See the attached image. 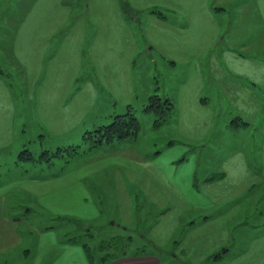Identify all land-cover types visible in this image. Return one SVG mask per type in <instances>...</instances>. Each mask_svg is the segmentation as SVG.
I'll use <instances>...</instances> for the list:
<instances>
[{"label":"crops","instance_id":"1","mask_svg":"<svg viewBox=\"0 0 264 264\" xmlns=\"http://www.w3.org/2000/svg\"><path fill=\"white\" fill-rule=\"evenodd\" d=\"M64 1L39 0L40 8L31 12L34 5L31 7V13L14 30L18 52L24 54L28 50L29 57V50L36 46L47 51L60 46L64 48L68 33L65 28L69 26L67 19L74 11ZM115 1L118 0H87V10L91 11L93 24L98 28H130L121 7L111 5ZM243 1L237 20L227 18L229 10L212 5V0H140L132 3L137 10L148 12L151 28L167 29V32L182 36V40L168 44V49L164 46V55L173 65L189 66L179 99L187 97L190 105L193 104L198 112H204L199 128L192 132L194 138L186 136L180 143L170 139L156 152L152 158L158 166L150 164L143 154L126 152L119 158L114 155L115 149L99 152L100 155L96 153L81 163L73 157L72 161H76H69L62 168L24 160L22 164L19 159L22 149L16 147L15 142L26 130L21 123L22 129L18 127L15 121L11 89L0 81V156L13 154V160L18 156L19 168L5 172L0 165V264H92L85 248L70 242L67 235L90 226L93 230L100 227L105 238L125 234L123 229L122 232L115 231L116 223L110 226L105 221L102 223L107 216L116 218L115 221L121 219V225L140 233L143 238L146 235L154 245L148 247L144 255L130 254L103 264H162L159 251L166 248L180 249L174 256L175 261L179 255L183 257L184 251L188 254L184 258L190 263L211 254L217 260L227 257L229 249L226 245L231 238L229 226L241 212V205L233 202L256 189L264 193V32L262 41L254 34L256 26L264 31V0ZM74 8L76 13L77 7ZM242 14L249 19L241 27ZM72 27L73 24L69 28ZM73 32L69 30L68 34ZM110 46H107L104 60L99 57V60L95 57L93 60L104 64L108 75L130 76V65L139 53L136 44L132 48L129 45L124 48L123 44L116 49ZM50 63L47 67L46 62L40 78L34 81L37 82L34 93L35 85H30L29 97L38 98L37 113L43 128L49 134L60 135L79 124L80 97L94 95L95 87L92 84L77 87L78 69L63 74L57 59L53 58ZM75 64L81 65L80 61ZM34 65L41 67V60L35 58ZM120 66H123L122 70ZM107 74L102 78L113 87ZM191 80L193 85L186 88V83ZM74 94V103L67 104L66 98H72ZM82 100L86 102L84 98ZM187 111L185 107L183 112ZM226 113L230 114L229 119L222 123L220 120ZM40 134L43 136L44 133ZM25 144L21 143L22 146ZM51 147L44 149H53ZM116 159L121 164L112 173L107 169L114 164L110 161ZM179 160L186 164L175 176ZM213 160L219 163L209 165ZM160 163L167 169V174L183 182L184 187L164 180L163 177L168 176L160 169ZM241 166L247 168L246 178L238 184L229 183L227 175ZM106 176L109 184V177H115L117 202L114 206L103 197L107 188L104 185ZM149 189L156 194L155 200L149 202L157 219L155 225L148 224V229L140 225L138 228V216L145 214L141 207L142 194L145 192L148 198ZM231 201V206L224 209ZM111 208H115L113 215L108 213ZM138 208L140 212H137ZM183 215L190 219L179 233ZM67 223L72 224L71 232ZM138 241L142 243V239ZM232 255L228 264H264V244L258 249L248 245Z\"/></svg>","mask_w":264,"mask_h":264},{"label":"rangeland","instance_id":"2","mask_svg":"<svg viewBox=\"0 0 264 264\" xmlns=\"http://www.w3.org/2000/svg\"><path fill=\"white\" fill-rule=\"evenodd\" d=\"M38 1L0 0V72H2V74L0 73V81L11 89L16 109L15 121L18 123V127H20L21 123L22 128L26 130L25 134L19 136L16 140V147H20L19 149L22 150L27 148L33 151L37 156H40L44 148H52L51 146H53V149H51L52 151L58 150L59 147H66L65 145H81V147L83 146L82 149H84L87 147L84 142V134L87 131L96 129L102 124L109 123L115 115L126 113L130 106L141 124L138 136L136 138L123 139L121 141L115 140L113 143H105L103 146H100V148L97 147L86 153L75 156L74 158L79 160V163L96 153L115 149L117 152H115L114 155H119V158L124 157L126 152L143 154L144 157L149 160L148 162H150V164H156L158 166V162L153 160L152 157H154L156 152L161 150L163 145H166L170 139H174L176 143H180L179 141H185L184 139H186V136L194 138L192 132H195V130L199 128L200 116L203 115L204 112L200 113L193 104L190 105L187 97H183V100H181V98L179 99V91L187 80V69L189 66L183 63L173 65L170 59L166 58L164 55V53L166 54L164 46L168 49L170 47L167 46L168 44H173V42L175 44L176 40H182V36L167 32V29L151 28V25L148 24L147 21L148 12L141 9L137 10L132 5V3H138L140 0H118L111 2V5H119L124 11L126 15L125 18L130 28H98L97 25L93 24V15L90 13L91 11L87 10V0H65V5L74 10L67 19V26H69L65 28V30H68V33L69 30H74V32L71 34L67 33V38L64 41L66 42L64 48L62 49V46H60L59 48H55V50L52 48L47 51L46 49H41L36 46L29 50L31 55L28 57V50L24 54L18 52L16 48L17 45L14 42V30L19 27L20 21L29 13L33 5L31 12H34L35 8H40L38 6L41 4L38 5ZM101 3L105 4L107 2ZM243 3V0H212V5L226 7L229 10V14L226 15L227 18L230 16V18L235 20L238 19L239 9H242L243 6L241 5ZM74 6L77 7L76 13ZM158 10L160 9L158 8ZM247 18L249 19L248 16L242 14L241 21H243V23L241 22L239 26L242 27V24L247 21ZM259 18L260 17H256V19ZM170 19H173V17L170 16ZM72 24L73 27L69 28ZM255 28L257 29L254 34L259 38V41H262L263 39L261 37L264 31L262 28H258V26ZM252 30L253 28H251V31ZM209 36H211V34ZM120 44H123L124 48L126 45L132 48L136 44L138 48L139 53L136 57L137 59H135V62L133 61L131 63L129 68L131 77H127V74L124 77L122 73L108 75L105 65L93 60V57L96 59L99 57L101 60H104L106 53H108L107 46L112 45L110 47L116 49ZM151 46L155 48L151 49ZM253 51H255V48H253ZM39 53L40 55H37ZM35 58L41 60V67H36L34 65ZM53 58L57 59L59 63L58 68H60L59 71L63 74L78 69L79 77L76 81L77 87L81 88L87 84H92L95 87L94 95L87 94L90 97L82 95L80 97L79 124H76L74 128L60 135L49 134L43 128L37 113L38 107L36 106V101L38 98L32 99L29 97V92L31 91L30 85H35L32 90L34 93L37 86V82L34 81L40 78L42 69H45L44 66L46 67V62L48 67L49 62L51 61L52 63ZM152 58H155V61H152ZM120 60L122 61V59ZM77 61H80V66L75 64ZM122 63L124 62L122 61ZM119 68L122 70L123 66ZM114 69L115 66L113 65L112 71ZM26 73L28 74V78ZM103 74H107L111 79L113 87H110L109 83L103 80ZM129 77L131 79L128 81ZM193 83V80H191L190 83H186V88L189 85H193ZM154 93H158L164 98L167 96L170 97V100L176 105L162 125L156 124L157 115L154 112L146 110L150 96ZM81 94L83 93L81 92ZM82 98H84L86 102H83ZM74 100L75 94L72 95V98H66V103L72 104ZM86 103H88V105H85ZM182 106H185L186 109L191 112H183L185 107ZM229 115L230 114L227 113L223 114L220 121L222 123L226 122L229 119ZM186 131L187 133H185ZM40 132L44 133L43 136ZM23 142L26 144L22 146L21 143ZM41 143H43L42 146ZM194 145H196V143H194ZM122 147L127 148H125L126 150L118 151ZM100 154L101 153L98 155ZM13 156V154L0 156V165H2L5 172L10 169H19L16 162L18 156H16L14 160L12 159ZM72 158L69 160L54 159L51 166H59L62 168L69 161H72ZM75 161L76 160H73L71 163ZM110 162L114 163L112 167L107 169L111 172L115 167L121 164L118 159L111 160ZM178 163L179 165L177 167V172H175V176L178 175L180 169L186 164V162L181 163L180 160ZM218 163V161L213 160V162L211 161V163L208 164L214 165ZM22 164H24L23 160ZM46 164L47 163H43V165ZM160 167L168 176L167 178L163 177L164 180L167 182H175L181 188L184 187L183 182H178L177 179L175 180V178L167 174V169L162 163H160ZM109 178L111 180L110 184L108 183L107 176L105 177L104 185L107 188L103 197L114 206V203L117 202V200H115L116 186L113 184L115 182V177L112 176ZM147 194L148 198L145 192L142 194L143 203L141 207H143L145 214H139V219L137 220V227L140 225L143 229H148V224L150 223L151 225H155L157 219L153 215L155 211H152L149 202V200H155L156 194L150 189L147 191ZM236 203L241 205V212L235 220L231 221L229 226L231 238L226 245L229 249L227 257L217 260L212 254L211 256H202L204 257L202 260L201 258H195L198 261L195 262L196 264H228L234 251L242 250L243 248L246 249L248 245H252V247L258 249L264 244V193H259L257 189L256 191H250L237 199L236 202H233V204ZM231 204L232 201L226 203L224 209H228ZM113 209L115 208L108 210V213L113 215L115 212ZM137 212H140V209L137 210ZM114 219L116 218L109 219V216H107L102 223L105 221L107 226L116 223L115 231L122 232V228L120 227L121 224L119 223L121 219L117 218V221ZM189 219V216H182L179 233H181L182 228H186V223ZM67 225L68 230L71 232L72 224L67 223ZM76 231L80 233L79 230ZM94 234L95 238L91 241L92 246L97 245L101 239L106 237L98 228L94 230ZM234 237H236L235 240H233ZM257 237L259 239H257ZM177 238H180V236H177ZM226 247L223 246L222 248L225 249ZM177 251H180V249L177 248ZM177 251L171 248L159 251L162 264H170L176 261L180 263L190 262L188 258H184L188 255L185 251L181 253L183 257L178 254V259L175 261L174 256L177 255ZM219 251H222V249ZM195 263L193 262V264Z\"/></svg>","mask_w":264,"mask_h":264},{"label":"trees","instance_id":"3","mask_svg":"<svg viewBox=\"0 0 264 264\" xmlns=\"http://www.w3.org/2000/svg\"><path fill=\"white\" fill-rule=\"evenodd\" d=\"M123 5L125 7L124 1ZM0 73L2 74V72ZM172 109L173 102L169 98H164L158 93H154L150 96L149 103L146 106V110L154 112L157 115V125H162L167 120L166 117L171 114ZM140 127V121L130 106L126 113L115 115L109 123L102 124L96 129L87 131L84 134V142L87 147L84 149H82L83 146L81 147V145L59 147L58 150L53 151L51 149H44L40 156H36L31 150L25 148L20 152L19 159L32 161L34 163H47V165L51 166L54 159L69 160L89 150L97 147L100 148V146H103L105 143H113L115 140L121 141L123 139L136 138ZM120 227L125 234H116L109 238H103L95 246L91 245V241L95 238L94 230L91 226L86 229L81 228L80 233L77 231V233L67 236L70 242L81 244L85 248L87 256L92 264H103L106 261L128 256L130 254L144 255L146 254L147 248L154 245L146 235H144L143 238L140 233L137 234L130 228L122 225H120ZM100 229L99 227L98 230ZM140 239H142V243L138 241ZM181 264L193 263L183 262Z\"/></svg>","mask_w":264,"mask_h":264},{"label":"clouds","instance_id":"4","mask_svg":"<svg viewBox=\"0 0 264 264\" xmlns=\"http://www.w3.org/2000/svg\"><path fill=\"white\" fill-rule=\"evenodd\" d=\"M247 174L246 166H241L239 169L227 175L226 179L231 184H238L246 178Z\"/></svg>","mask_w":264,"mask_h":264}]
</instances>
